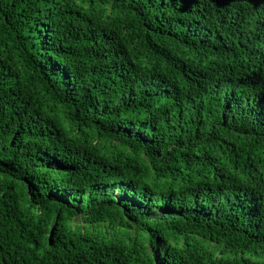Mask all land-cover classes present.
Masks as SVG:
<instances>
[{
  "label": "trees",
  "instance_id": "16d2710c",
  "mask_svg": "<svg viewBox=\"0 0 264 264\" xmlns=\"http://www.w3.org/2000/svg\"><path fill=\"white\" fill-rule=\"evenodd\" d=\"M0 264H264V0H0Z\"/></svg>",
  "mask_w": 264,
  "mask_h": 264
}]
</instances>
